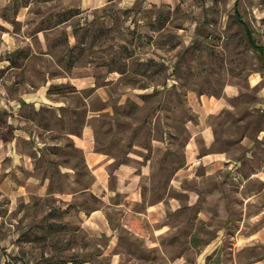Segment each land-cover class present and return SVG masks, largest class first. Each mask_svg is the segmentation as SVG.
<instances>
[{
    "label": "rangeland",
    "instance_id": "1",
    "mask_svg": "<svg viewBox=\"0 0 264 264\" xmlns=\"http://www.w3.org/2000/svg\"><path fill=\"white\" fill-rule=\"evenodd\" d=\"M246 30L264 0H0V264H264Z\"/></svg>",
    "mask_w": 264,
    "mask_h": 264
},
{
    "label": "trees",
    "instance_id": "2",
    "mask_svg": "<svg viewBox=\"0 0 264 264\" xmlns=\"http://www.w3.org/2000/svg\"><path fill=\"white\" fill-rule=\"evenodd\" d=\"M244 27H245V29H247L245 25H244ZM247 33H248V39H249V42H250V45H251L253 51L257 54L260 62L264 63V46H259V45L255 44L254 41L252 40L251 36H250L251 35L250 32L247 31Z\"/></svg>",
    "mask_w": 264,
    "mask_h": 264
}]
</instances>
